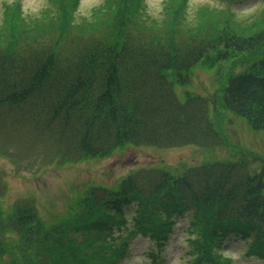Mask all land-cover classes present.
Listing matches in <instances>:
<instances>
[{
  "label": "trees",
  "instance_id": "1",
  "mask_svg": "<svg viewBox=\"0 0 264 264\" xmlns=\"http://www.w3.org/2000/svg\"><path fill=\"white\" fill-rule=\"evenodd\" d=\"M50 1L54 10L37 19H27L19 3L3 14L1 151L76 162L128 144L218 147L223 139L210 100L197 93L178 98L170 77L184 85L196 65L224 62L223 108L264 131V7L241 20L232 6L248 0H223L225 6L205 5L190 18L189 0H169L161 20H143L142 0H106L90 17L78 15L80 0ZM255 155L180 174L135 169L115 185L90 186L52 224L31 198L0 203V237L12 234L14 245L0 240V259L119 264L134 237L160 250L175 218L186 213L194 264H230L223 252L229 239L248 242L247 254L264 261V158Z\"/></svg>",
  "mask_w": 264,
  "mask_h": 264
},
{
  "label": "rangeland",
  "instance_id": "2",
  "mask_svg": "<svg viewBox=\"0 0 264 264\" xmlns=\"http://www.w3.org/2000/svg\"><path fill=\"white\" fill-rule=\"evenodd\" d=\"M106 0H80L78 15L90 17ZM169 0H142L145 16L161 20ZM19 3L27 19H37L42 14L54 10L50 0H0V29L3 14L8 5ZM223 0H189L187 8L190 18L196 17L199 8L225 6ZM248 5L232 6L239 12L238 19H250L261 13L264 0H248ZM166 14V12H165ZM196 14V15H195ZM131 31H137L132 29ZM53 36L46 41L51 44ZM221 68H208L196 65L190 72L187 84H179L170 77L178 98L184 99L186 93L206 96L212 103L210 118L219 130L223 142L214 148L183 146L178 148H156L134 146L131 144L116 148L105 157L81 159L76 162L58 161L51 156L21 155L19 151L0 150V203L10 207L22 197L34 200L38 214L46 223L52 224L66 217L69 205L90 186H112L120 178L139 168L161 167L174 173H181L187 167L199 166L208 162L237 159L241 153L257 154L264 158V131L253 130L240 116L225 110L222 106V86L226 81L229 63H222ZM36 154V153H35ZM256 156V155H255ZM249 158V157H248ZM259 167V164H255ZM130 212V211H129ZM131 213H128V215ZM187 214L176 217L173 233L160 250L140 236L132 238L128 254L119 264H194L186 243ZM12 234L1 236L0 240L13 248ZM248 242L241 239H229L223 252L230 257V264H264V261L247 254ZM156 252L155 257L148 255ZM8 264V259L0 264Z\"/></svg>",
  "mask_w": 264,
  "mask_h": 264
}]
</instances>
